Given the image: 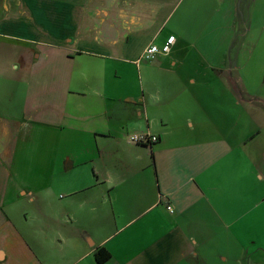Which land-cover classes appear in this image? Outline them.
<instances>
[{"label":"crops","instance_id":"1","mask_svg":"<svg viewBox=\"0 0 264 264\" xmlns=\"http://www.w3.org/2000/svg\"><path fill=\"white\" fill-rule=\"evenodd\" d=\"M260 1L0 0V264H264Z\"/></svg>","mask_w":264,"mask_h":264},{"label":"rangeland","instance_id":"2","mask_svg":"<svg viewBox=\"0 0 264 264\" xmlns=\"http://www.w3.org/2000/svg\"><path fill=\"white\" fill-rule=\"evenodd\" d=\"M264 5H262L261 1L256 7V11L254 13V17L252 19V25L251 20L248 17L247 21V29L251 27L250 31L247 33L246 37H239L237 45L238 47L240 45H243L244 47L241 49L243 52V56H249L250 51L252 50V46L258 45L256 51H261L264 49V34L262 33L263 26H264V15L262 13V8ZM239 33H245L244 27L242 24L239 23ZM264 89L258 90L255 88V92L262 96V93Z\"/></svg>","mask_w":264,"mask_h":264},{"label":"built area","instance_id":"3","mask_svg":"<svg viewBox=\"0 0 264 264\" xmlns=\"http://www.w3.org/2000/svg\"><path fill=\"white\" fill-rule=\"evenodd\" d=\"M174 36H170L166 42L158 47L156 45H150L148 48L143 53V58L145 60H151L153 59L156 55H166L170 52V48L172 44L174 43ZM130 140L134 143H139V144H146V145H151L153 143H156L158 141L157 136L155 135H144V136H131Z\"/></svg>","mask_w":264,"mask_h":264},{"label":"trees","instance_id":"4","mask_svg":"<svg viewBox=\"0 0 264 264\" xmlns=\"http://www.w3.org/2000/svg\"><path fill=\"white\" fill-rule=\"evenodd\" d=\"M110 257H111L110 253L104 248H98L94 252V258L98 264H103L107 262L110 259Z\"/></svg>","mask_w":264,"mask_h":264}]
</instances>
